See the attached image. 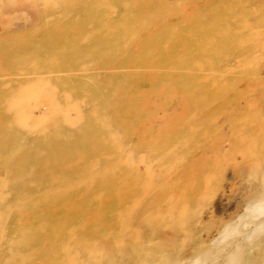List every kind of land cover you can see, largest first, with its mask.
I'll use <instances>...</instances> for the list:
<instances>
[{"label":"rangeland","instance_id":"obj_1","mask_svg":"<svg viewBox=\"0 0 264 264\" xmlns=\"http://www.w3.org/2000/svg\"><path fill=\"white\" fill-rule=\"evenodd\" d=\"M262 187L264 0H0V264H264Z\"/></svg>","mask_w":264,"mask_h":264},{"label":"bare ground","instance_id":"obj_2","mask_svg":"<svg viewBox=\"0 0 264 264\" xmlns=\"http://www.w3.org/2000/svg\"><path fill=\"white\" fill-rule=\"evenodd\" d=\"M41 99V98H40ZM261 185V184H260ZM264 188V187H262ZM263 194H264V189H263ZM245 210H249V217L247 220L241 222L240 224L236 223L237 224H234L232 225V227H230L229 229V232L228 233H234V234H237V238H235L234 240H232L231 242H229L228 244H226V247L225 249L227 248V250H230V249H235L237 250L236 248L238 247V245L240 244L241 242V239L243 238H249L250 236L252 237V235L256 232H263L261 235L257 236V237H254L251 242L247 245V250H250V249H253V248H256L258 247L259 245H263L264 244V212L262 213V211L264 210V198L260 199V200H255L254 202H249L246 204V208ZM253 213H258V215L252 217V214ZM238 216V215H237ZM239 219V218H238ZM236 220V219H235ZM242 220V219H241ZM231 223V221H230ZM229 223V224H230ZM247 225H250V228L249 229H245V227ZM227 227V226H225ZM224 227V230L227 229ZM223 229V228H222ZM225 232V231H224ZM225 234V233H224ZM258 234V233H257ZM231 237V236H230ZM233 237V236H232ZM217 239V238H216ZM228 239V238H227ZM212 241V240H211ZM210 241V243H211ZM216 243V242H215ZM218 243V242H217ZM220 243V242H219ZM218 243V244H219ZM243 243V241L241 242V244ZM243 245V244H242ZM212 246V244H211ZM210 247V246H208ZM206 247V248H208ZM239 250V249H238ZM238 250H237V253H238ZM210 253V252H209ZM230 253V252H229ZM228 253V254H229ZM236 253V254H237ZM202 254V252L200 253V255ZM208 254V252H207ZM204 255V254H202ZM206 255V254H205ZM207 256V255H206ZM210 256V255H209ZM225 256V255H223ZM233 256V255H232ZM230 257V256H229ZM197 261L199 262H202L203 259L201 256H197L196 258ZM251 260V259H250ZM206 264H217L216 262V259H212L210 260L209 262H207Z\"/></svg>","mask_w":264,"mask_h":264}]
</instances>
